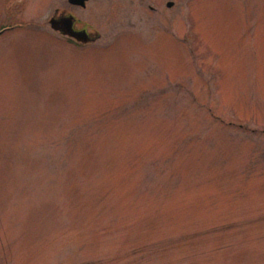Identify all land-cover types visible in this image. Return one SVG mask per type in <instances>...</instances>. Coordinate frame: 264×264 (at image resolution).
<instances>
[{"label":"rangeland","instance_id":"rangeland-1","mask_svg":"<svg viewBox=\"0 0 264 264\" xmlns=\"http://www.w3.org/2000/svg\"><path fill=\"white\" fill-rule=\"evenodd\" d=\"M0 32V264H264V0H0Z\"/></svg>","mask_w":264,"mask_h":264},{"label":"water","instance_id":"water-1","mask_svg":"<svg viewBox=\"0 0 264 264\" xmlns=\"http://www.w3.org/2000/svg\"><path fill=\"white\" fill-rule=\"evenodd\" d=\"M89 0H69V3L71 5H74V6H80V7H85L86 6V3L88 2ZM173 4L172 3H169L168 4V7H172ZM51 27L54 31H60L62 32L65 36H68L70 38H73L75 40H77L78 42H81V43H88L89 41V37L87 36V34L85 32H80V33H77L74 31V22L73 20L70 18L69 20H67L66 22H64V25L63 24H60L56 19H52L51 20Z\"/></svg>","mask_w":264,"mask_h":264},{"label":"flooded vegetation","instance_id":"flooded-vegetation-1","mask_svg":"<svg viewBox=\"0 0 264 264\" xmlns=\"http://www.w3.org/2000/svg\"><path fill=\"white\" fill-rule=\"evenodd\" d=\"M83 8V7H82ZM85 8V7H84ZM72 19L73 20V22H74V26H73V28H74V31L75 32H77V33H80V32H85L86 34H87V36L89 37V41H88V43H79V44H82V45H84V44H90V43H93L94 42V37L88 32V31H86L85 29H79L78 27H77V21H76V19L73 17V16H71V15H66L65 13H63L62 15H60L59 17L57 16V17H54V19H56L60 24H63L64 25V22H66L67 20H69V19ZM56 32V31H55ZM57 33H59V34H61V35H64L62 32H60V31H57ZM76 41V40H75ZM77 42V41H76Z\"/></svg>","mask_w":264,"mask_h":264}]
</instances>
